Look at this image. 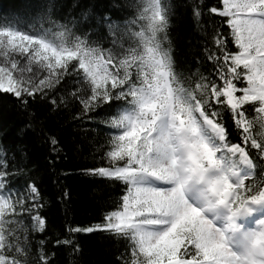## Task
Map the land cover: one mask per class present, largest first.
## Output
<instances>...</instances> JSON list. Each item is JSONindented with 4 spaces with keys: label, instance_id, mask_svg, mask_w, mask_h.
Listing matches in <instances>:
<instances>
[{
    "label": "snow or ice",
    "instance_id": "snow-or-ice-1",
    "mask_svg": "<svg viewBox=\"0 0 264 264\" xmlns=\"http://www.w3.org/2000/svg\"><path fill=\"white\" fill-rule=\"evenodd\" d=\"M181 8L203 40L186 62L170 35ZM0 98L49 164L63 148L46 114L61 112L99 161L82 173L101 182L100 218L54 241L72 264L81 233L114 241L112 264H264V0H124L100 13L31 0L0 15ZM29 163L23 141L0 146V264L56 255L35 240L46 219Z\"/></svg>",
    "mask_w": 264,
    "mask_h": 264
},
{
    "label": "trees",
    "instance_id": "trees-1",
    "mask_svg": "<svg viewBox=\"0 0 264 264\" xmlns=\"http://www.w3.org/2000/svg\"><path fill=\"white\" fill-rule=\"evenodd\" d=\"M31 0H0V15L7 13L23 14ZM76 0H62L66 10L71 11ZM82 3L94 5L98 13L120 5L124 0H81ZM190 0H173V3L187 5ZM214 4L216 0H206ZM218 22V21H217ZM211 21H209V27ZM174 40L173 52L177 61L190 60L191 53L203 44L202 33L196 30L190 15L181 8L175 12L170 28ZM45 123L61 141L63 152L54 164H49L48 147L31 135L25 138L21 129L27 120L24 112L17 108L9 99L0 98V146L6 150L22 141L30 157L29 167L33 169L38 186L43 195L41 214L46 219V231L36 234L35 240H46V248L55 253L53 264H72L76 256L62 247H57L54 241L63 238L61 234L67 223L88 226L100 218L102 209L99 197L103 195L98 187V179L84 175L82 169L99 166V161L93 159L92 149L81 144V130L67 119V112L46 114ZM115 194L119 189H110ZM67 192V196L64 193ZM80 251L78 264H112L116 250L114 241H106L99 234L81 233L78 236Z\"/></svg>",
    "mask_w": 264,
    "mask_h": 264
}]
</instances>
